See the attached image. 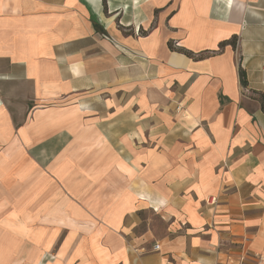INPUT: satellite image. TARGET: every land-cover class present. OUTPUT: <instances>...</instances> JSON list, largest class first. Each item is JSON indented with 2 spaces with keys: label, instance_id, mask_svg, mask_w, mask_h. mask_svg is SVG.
I'll return each mask as SVG.
<instances>
[{
  "label": "crops",
  "instance_id": "1",
  "mask_svg": "<svg viewBox=\"0 0 264 264\" xmlns=\"http://www.w3.org/2000/svg\"><path fill=\"white\" fill-rule=\"evenodd\" d=\"M263 65L264 0H0V264H258Z\"/></svg>",
  "mask_w": 264,
  "mask_h": 264
},
{
  "label": "built area",
  "instance_id": "2",
  "mask_svg": "<svg viewBox=\"0 0 264 264\" xmlns=\"http://www.w3.org/2000/svg\"><path fill=\"white\" fill-rule=\"evenodd\" d=\"M261 84H262V88L264 90V65L261 69ZM160 246L158 244H156L153 248V250L157 251L159 250ZM253 258L255 259V261L258 263V264H261V263H264V256L263 255H259V254H255L253 256ZM243 262L240 261V264H242Z\"/></svg>",
  "mask_w": 264,
  "mask_h": 264
},
{
  "label": "trees",
  "instance_id": "3",
  "mask_svg": "<svg viewBox=\"0 0 264 264\" xmlns=\"http://www.w3.org/2000/svg\"><path fill=\"white\" fill-rule=\"evenodd\" d=\"M241 83L245 87L248 85V82H247V79H246V74L243 71L241 72ZM262 109L264 111V102L262 103Z\"/></svg>",
  "mask_w": 264,
  "mask_h": 264
}]
</instances>
